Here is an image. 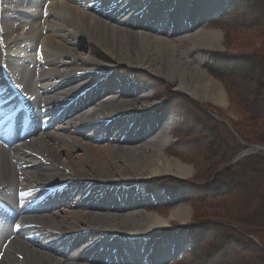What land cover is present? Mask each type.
I'll return each mask as SVG.
<instances>
[{
	"label": "bare ground",
	"instance_id": "obj_1",
	"mask_svg": "<svg viewBox=\"0 0 264 264\" xmlns=\"http://www.w3.org/2000/svg\"><path fill=\"white\" fill-rule=\"evenodd\" d=\"M19 1H17L19 9H22L24 4L32 8L33 5L40 3H35L34 0ZM225 1L175 0V4L170 5L169 0L161 2L131 0L128 5H124L125 7H122L123 4H117L114 12L118 16L123 14L122 17L133 21L137 26L136 29L122 25L120 21L109 16L98 15L94 8L89 7L91 5L85 6L84 1L81 5L85 7H80L77 0L48 3L55 8L64 7L81 28L86 30L87 41L95 43L108 57L102 60L116 59L119 66L111 74L110 71H105L104 66H94L110 74L99 81L89 79L98 73L95 68L80 76H74V73L85 70V65L79 64L74 54L66 53L61 42L66 40L64 36L58 31L49 30V34L43 37L37 55L33 56L25 52V58L31 61L30 64L37 73V76L33 73L35 75L30 77L32 70L25 69L29 65L28 62H19L25 59L21 57L20 49L23 48L20 44L22 43L15 44L18 50L13 56L19 59L16 61L20 63L17 68L22 70L18 73L26 92L36 95L37 108L34 105L35 110L25 109L26 101L19 97L16 89L14 90L17 95L15 94L8 104L12 108H20L17 116H21L25 111L26 114L28 112L34 117L36 127L31 129V134L36 132L38 127L46 128L45 132L49 130V124H46L44 120L53 121L54 126H60L62 121H69L74 117L80 122L74 126L68 123L59 131L50 132L49 130L45 136L21 142L19 145H15V141L7 145L8 147L0 143V189L11 186L10 202L15 207L20 206L7 214L9 223L3 222L0 228V264H143L142 261L146 255L148 264H169L170 261H172L171 264H175V259L170 260L172 249L173 253L183 250L182 239L186 235L185 227L180 228L178 233L166 234L168 232L161 230L170 227L171 222L188 223L191 216L190 208L186 206L172 208L166 217L154 211H146L145 207L152 201V197L144 194L142 196V193L139 195L136 188L138 186L129 188L122 182L128 179L129 173L132 175L129 174V177L136 180L146 176L162 178L169 175L181 181H187L192 175V168L180 161L169 159L165 154L167 142L171 138L170 129L178 125L168 119L164 121L159 131L157 126L163 122L164 115L158 112L160 108H157L154 103L139 105L138 97L150 99V96L140 95L142 91L137 88L138 86L136 87L138 83L136 78L126 73L115 78L114 75L123 64L127 63L132 69L129 68L131 73L135 72L139 76L143 71L147 73V77L142 74L151 81H158L159 77H163L175 85L177 91L187 95L193 101L226 106L227 99L221 84L203 68L206 55L201 54L192 59L189 57V53L195 49L207 52L221 48L219 32L202 28L197 30V28L210 12L208 7L215 8L214 12L217 13L216 9L220 10L219 6L224 8ZM139 3H148V6L140 7ZM126 8L129 10L124 12ZM172 9L175 11L170 24L174 22L176 28L171 32L179 37L177 41H170L153 29L143 28V21L153 20L155 24L162 15H165V10L168 12ZM146 10L149 14H146ZM178 12L183 15L181 24L174 21ZM5 15L7 13H4L3 17ZM168 18L169 14L165 19L168 20ZM64 23L74 26L70 20ZM188 24H191V27ZM148 25L151 24H147L146 27ZM4 26V30L10 28L8 23ZM168 31L164 30L161 33ZM183 42L193 48L184 50ZM74 45L78 46V49L81 48L80 43ZM10 61L7 59L6 64H10ZM90 61L97 63L94 60ZM10 66L12 67V64ZM26 72L30 75L28 81L25 78ZM139 78L144 79L140 76ZM25 81L28 82L29 87ZM144 82L155 85L154 82L145 79ZM37 84L39 91L35 88ZM154 89L153 87L152 90ZM79 94L82 95L76 98ZM108 95L112 97L104 100V97L107 98ZM155 96L153 94L154 99ZM15 97L17 99H14ZM59 104L68 108L59 112V119L56 117L53 120L52 109L56 114L55 109L60 106ZM87 108L91 111L83 113ZM62 116L64 118H61ZM123 119L127 120V123ZM107 121L110 123L107 124ZM97 125L100 126L99 130L82 136L83 140L88 142L87 144L73 137L71 140L65 139L64 134H72L74 130L89 132V129ZM111 126L117 127L116 130L121 129V135L109 142L108 137H102V133L110 135ZM50 141H56L65 147L58 150L49 144ZM89 142H97L100 145L92 146ZM70 151H76L79 156L72 157ZM61 155L67 157L63 163L68 169L59 163ZM84 164L91 166L102 180L88 177ZM119 164L123 167L118 168ZM111 168L118 169L113 172ZM23 172L30 173V177H25ZM20 182L26 183L25 187ZM65 185L66 188H64ZM67 189L70 190L69 198H77L79 194L81 196H78L75 205H72L70 200H60L58 207L64 206L72 210L71 215L67 213L69 217L57 211L58 209L54 212L56 204L51 205L53 199L51 196L53 194L59 196L58 194L65 193ZM20 191L21 194L18 195ZM47 191L49 194L43 199L44 205L33 208L32 202ZM179 191L176 190L172 194ZM83 195L87 196L83 197ZM171 196L169 203H178L177 196ZM95 197L102 201L95 203L91 199ZM69 219L71 222L67 224ZM16 220L22 222V225L17 227L22 229L20 231L16 229L14 234L11 223ZM63 239L70 243L62 249L59 241ZM47 243L49 245H46ZM100 246L101 252L98 250ZM72 249L73 252L69 255ZM96 249L98 257L92 259L91 256ZM112 250L116 253L112 254ZM16 255L24 260L18 261L14 258ZM114 257H117L116 262ZM105 259L108 260L107 263Z\"/></svg>",
	"mask_w": 264,
	"mask_h": 264
},
{
	"label": "rangeland",
	"instance_id": "obj_2",
	"mask_svg": "<svg viewBox=\"0 0 264 264\" xmlns=\"http://www.w3.org/2000/svg\"><path fill=\"white\" fill-rule=\"evenodd\" d=\"M17 1L0 0V10L4 9L0 13V65L4 63L9 69H13L16 65H19L16 62L19 59L13 56L15 55V51L18 50L15 47L16 43L17 45L22 43L20 44V47L23 48L20 49L22 58H25L26 53L33 56L37 55L40 51L43 37L49 34V30H55L66 38L65 41H61L66 53L74 54V58L79 60L78 63L85 65V70L74 73V76H77L79 73L82 75L83 73L92 71V68H95L94 66H104L106 68L105 71H110L111 74L119 66L116 59L102 60V58L108 57L95 43L87 41L88 35L86 30L81 28L76 19L72 18L64 7L55 8L48 5L50 1L60 2V0H41L37 4L35 3L39 2V0H34L35 5L30 10H27L30 8V6L27 7V4H24L23 8L19 9ZM68 1L71 2L73 0ZM77 1L80 7L91 5L89 7L94 8L100 16H109L118 22L120 21L122 25H128L134 29L137 27L129 18L122 17L123 14L118 16L114 12V9L111 12H103L98 10L99 5L96 6L94 4L101 2V6L106 7L105 4L115 5L117 3L123 4L122 7H125L131 0H124V2L123 0H83L86 2L85 6L81 5L82 0ZM159 1L161 2L162 0ZM169 1L170 5H173L172 3L175 4V0ZM237 1L226 0V7L223 5L224 8L222 9V6H219L220 10L216 9L217 13L214 12L215 8L210 9L211 7H208L210 12L207 13L205 19L210 23L207 24L208 22L204 19L198 24L200 26L197 30L201 28L212 29L221 34V48L207 52L195 49L189 53L191 59L201 54L206 55L203 68L213 79L221 84L227 99L226 106L212 102L202 104L193 101L187 95H183L177 91L175 85L163 77H159L158 82L154 83L155 85H149L144 82V79L141 78L142 80H140L135 72L131 73L132 69L127 63L123 64L124 68L122 66L114 75L115 78L126 73L136 78L138 83L135 80L133 81L137 83L136 87L138 86L137 88H140V91H142L140 95L150 96V99L138 97L137 102L139 105L154 103L157 108H160L158 112L164 115L163 122H160L157 126L159 131L167 119L178 125L176 132H174L176 126L170 129L171 138L167 142L165 154L169 159L180 161L192 168V175L187 181H181L169 175L162 178L146 176L136 180L133 177H129L131 175L129 173L128 179L122 182L126 183L127 185L125 186L129 188L138 186L136 188L139 195L141 194L139 191H141L142 187L145 188V186L147 188L151 187L150 189L156 191L155 196L152 198V201L155 202L151 201L145 207L146 211H154L166 217L172 208L179 206L190 208L191 216L188 223L171 222L170 227L161 230L168 232L166 234L178 233L180 228L185 227L186 235L182 239V248L186 252L182 254V259L175 264H264V0H251V3L240 6L238 11L232 14ZM138 6L147 8L148 3H139ZM128 10L126 8L124 12ZM174 11L173 9L168 12L165 10V15H162L155 24H153L155 22H152L153 20L149 22L148 20L143 21V28L153 29L156 33L163 34L162 37H166L170 41H177L176 39L179 37L171 32L176 28V25L174 22L170 24ZM148 12L146 10V14ZM4 13H7L5 17H3ZM168 14L169 18L167 20L165 17ZM181 19H183V15L178 12L177 18L174 21H178L181 24ZM69 20L75 27L64 23V21ZM5 23H8L10 26L8 30H4ZM147 24L151 25L146 27ZM188 25L191 27V24ZM164 30L169 31L161 33ZM77 43H80V49L74 45ZM183 48L185 50L193 47L183 42ZM123 49L127 51L125 47ZM65 51L63 52L64 54ZM9 55L11 61L10 64H6L5 59ZM25 60L29 64L25 69L28 71L32 70V76L27 74L29 72H26L25 78L28 81V76L33 77L35 74L37 76V73L34 72L35 69L28 59L25 58L19 62L22 63ZM90 60L97 61V63H91ZM11 64L12 67L10 66ZM73 67L75 68L76 66ZM95 70L98 73L91 76V78L89 77L91 81H99L101 78L110 75L106 74L104 70L100 71L96 68ZM220 72L223 74L221 78L214 75ZM33 73L35 74L33 75ZM142 73L145 76L147 74L143 71ZM142 73L138 74L140 77L145 78ZM2 74L3 67L0 66V77H2ZM36 76L35 78H37ZM27 81H25V84L28 86ZM38 86V84L35 85L37 90ZM153 87L155 88L154 90H152ZM29 90L31 89L29 88ZM12 91L14 97L16 91L14 89ZM153 94L156 95L155 99L153 98ZM110 97L112 96L108 95L107 98L104 97V100ZM14 99H17V97ZM35 104L36 102L32 101L29 105L32 110H35ZM35 106L37 108V105ZM63 106V104L57 106V109H55L56 114L53 113L54 109H52L51 118L53 120L59 117V112L67 110L68 107ZM90 110V108H87L83 113H89ZM24 114H26L25 111ZM27 114L31 115L28 112ZM61 118L64 117L62 116ZM124 121L127 123V120ZM79 122L74 117L71 120L69 119V121H62L61 125L59 124L60 126H54L52 125V121L49 123L48 129L50 132H55L64 128L68 123L74 126ZM98 128H100L99 125L93 129H89V132L74 130L72 134H63L65 139L71 140L73 137L77 140L81 139L83 143L87 144L88 142L84 141L82 136L87 133L96 132ZM45 130L46 128L38 127L36 128V132L32 133L31 137L29 136L28 138H41L49 131L45 132ZM40 131L45 133L40 134ZM109 136L111 135L102 133V137H108L109 142L113 141V138L110 139ZM49 144L58 150L65 147L56 141H50ZM90 144L92 146L100 145L97 142H91ZM69 153L72 157L79 156V153L76 154V151H70ZM243 154L246 155L243 156ZM252 156L261 158L255 159L246 165H243L245 163L239 164ZM63 160L66 161L67 157L61 155L59 163L62 164V167L67 168ZM121 166L119 164L118 168L123 167ZM84 168L88 172V177L91 176L102 180L93 171L91 166L84 164ZM118 168H111V170L115 172ZM66 171L68 172L69 170ZM23 175L25 177L28 176V178L30 177V173L28 172H23ZM175 182L178 185L177 187H183V189L177 188L175 190L180 191L172 194L173 188L176 185ZM20 184L26 185V183L21 182ZM11 190V186H6L0 189V195L10 200L12 195ZM69 192L70 190L68 194L67 192L62 193L51 200V205L56 204L54 212L58 209L57 211H60L66 217L71 215L72 210L64 206L58 207L60 200H70V203L75 205L78 198L81 197L79 194L77 198H69ZM141 195L143 196V194ZM171 195L177 196L178 203H169ZM96 197L91 199L95 203H100L102 199L98 200ZM162 201L163 203H161ZM40 206L36 207L39 208ZM15 208L13 206V209ZM67 213L70 215H67ZM70 222L71 220L69 219L66 223ZM11 225H13L12 227H16L22 224L19 221H14ZM16 229L20 231L22 228ZM59 242L62 249L70 243L66 242L65 239ZM46 245H49V243ZM100 249H102L101 246ZM95 251L96 253L93 252L94 254L91 256L92 259L98 257L97 249ZM72 252L73 249L69 251V255ZM177 252L172 254V259L170 260L174 259V254ZM14 258L20 262L24 260L17 255Z\"/></svg>",
	"mask_w": 264,
	"mask_h": 264
},
{
	"label": "trees",
	"instance_id": "obj_3",
	"mask_svg": "<svg viewBox=\"0 0 264 264\" xmlns=\"http://www.w3.org/2000/svg\"><path fill=\"white\" fill-rule=\"evenodd\" d=\"M246 3H251V0H238L237 1V4H236V7L233 9V11H232V14L234 13H236L237 11H238V9H239V7L240 6H244ZM238 5V6H237ZM254 10V9H253ZM214 75H216L217 77H219V78H221L222 77V72H220V73H215ZM140 76V75H139ZM143 78V77H142ZM145 80H148V81H150V82H158V81H151L150 79H148V78H144ZM176 110V109H175ZM176 129H177V127H176ZM176 129L174 130V132H176ZM261 158V157H260ZM260 158H257L256 156H252V157H248V158H246V160L244 161V162H242V163H239V164H243V163H245V164H243V165H246V164H249L250 162H252L253 160H255V159H260ZM249 161V162H248ZM161 180V179H160ZM173 182V181H172ZM175 184H176V182H175ZM179 184H181V182H179ZM145 186V185H144ZM178 185L176 184L175 185V187L173 188L174 190L172 191V192H174V191H176L175 189H177V188H179V187H177ZM149 188H151V187H149ZM198 237V236H197ZM194 242H195V238H194Z\"/></svg>",
	"mask_w": 264,
	"mask_h": 264
},
{
	"label": "water",
	"instance_id": "obj_4",
	"mask_svg": "<svg viewBox=\"0 0 264 264\" xmlns=\"http://www.w3.org/2000/svg\"><path fill=\"white\" fill-rule=\"evenodd\" d=\"M246 154H243V156H245Z\"/></svg>",
	"mask_w": 264,
	"mask_h": 264
}]
</instances>
